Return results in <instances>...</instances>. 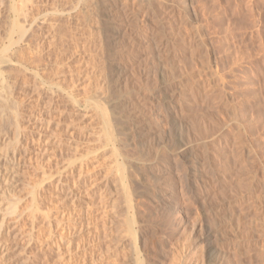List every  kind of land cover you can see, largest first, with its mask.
<instances>
[{
    "label": "rangeland",
    "instance_id": "obj_1",
    "mask_svg": "<svg viewBox=\"0 0 264 264\" xmlns=\"http://www.w3.org/2000/svg\"><path fill=\"white\" fill-rule=\"evenodd\" d=\"M1 1L0 264H264V0Z\"/></svg>",
    "mask_w": 264,
    "mask_h": 264
},
{
    "label": "bare ground",
    "instance_id": "obj_2",
    "mask_svg": "<svg viewBox=\"0 0 264 264\" xmlns=\"http://www.w3.org/2000/svg\"><path fill=\"white\" fill-rule=\"evenodd\" d=\"M8 1V4L10 3V5H9V7L11 6V12H13V15L12 16H10V18L12 19V23H11V30H9L10 31V33H11V41H9V42H13V43H11L12 45H14V41H13V37H12V35L14 34V33H19L20 35H19V39L20 40H24V39H26V37L28 36H26L25 37V33H26V30L27 29H25V26H24V24H28V30L29 29H31V28H33L32 27V25L36 22V21H38V18L39 17H41L42 15H46L47 13H48V9H47V13H46V11H44L43 9H41L39 6H37L36 4H33L34 2H33V0H2L1 2L2 3H5V2H7ZM54 1V0H53ZM40 2V1H39ZM148 2V1H147ZM1 3V4H2ZM6 4V3H5ZM54 5V4H53ZM39 7V8H38ZM51 7V6H50ZM58 8V7H57ZM57 8H56V6H54V8H52L50 11H57ZM3 10V9H2ZM114 10V9H113ZM0 11H1V9H0ZM6 10H3V11H1L0 13H4ZM118 11V10H117ZM9 15H11L10 13H9ZM3 17V16H2ZM1 17V18H2ZM14 17V18H13ZM49 17V16H48ZM121 17V16H120ZM51 18V17H50ZM128 18V17H127ZM134 22V21H133ZM37 23V22H36ZM45 23V22H44ZM121 24V23H120ZM10 25V24H9ZM44 25V24H43ZM48 25V24H47ZM169 25V24H168ZM120 26V25H119ZM35 28V27H34ZM170 28H171V26H170ZM10 29V28H9ZM13 33V34H12ZM10 35V34H9ZM14 36V35H13ZM21 36V37H20ZM172 36V35H171ZM25 37V38H24ZM29 37V36H28ZM30 38H31V36H30ZM33 38V37H32ZM18 39V40H19ZM27 39H29V38H27ZM18 40H16L17 42H18ZM19 40V41H20ZM22 40V41H23ZM172 40V39H171ZM33 42V41H32ZM43 42V41H42ZM159 42V41H158ZM174 42V41H173ZM31 44V43H30ZM33 44V43H32ZM9 46H10V44H9ZM172 46V45H171ZM19 48V47H18ZM17 48V49H18ZM21 48V47H20ZM23 48V47H22ZM6 49V48H5ZM9 49V48H8ZM35 49V48H34ZM28 50V49H27ZM31 51V50H30ZM38 51V50H37ZM115 51V50H114ZM27 51H24V48L23 49H20L19 51H15L14 52V56H16V54H20V55H18L17 56V62L19 63V64H23L24 65V62L25 61H28L30 58H32V56L33 57H35L36 58V56L37 55H35V53H32L33 52V50H32V52H29V53H26ZM42 52V51H41ZM7 53V52H6ZM16 53V54H15ZM40 53V52H39ZM10 54V56H11V53H9ZM27 54H28V56H27ZM4 56V58H2V60H0V61H3V59H7V58H5V54H3ZM9 56V55H8ZM7 56V57H8ZM12 57V56H11ZM15 58V57H14ZM34 58V59H35ZM39 58H41V57H39ZM8 59L10 60L11 58H9L8 57ZM8 60V61H9ZM12 60V59H11ZM7 61V60H6ZM13 61V60H12ZM38 60H36V62H37ZM40 62H41V60H40ZM39 62V63H40ZM3 63V62H2ZM15 63V62H14ZM30 63H33V62H30ZM4 64H5V60H4ZM28 64V63H27ZM37 64V63H36ZM17 65V64H16ZM38 65V64H37ZM2 68V67H1ZM9 68V67H8ZM5 69V68H4ZM13 69H15V68H13ZM19 69V68H18ZM3 70V69H2ZM2 70L0 69V73L2 72ZM16 70V69H15ZM5 72V71H4ZM4 72H2V73H4ZM2 73L0 74L1 75V77H2ZM114 73V72H113ZM5 74V73H4ZM8 76V75H7ZM3 78V77H2ZM3 80V82L5 81L4 80V78L2 79ZM1 80V81H2ZM2 83V82H1ZM4 85V84H3ZM5 85H7L8 86V84L6 83ZM11 85V84H10ZM7 86H3V89H5V90H3V93H5V94H1V97L2 98H0V102L2 101V104H1V109H2V111L1 112H3V117H4V119H5V124H11V119L13 120L12 122H15V125H13V127L15 126V129H17V132L19 133V125L17 124V120L19 119H16L17 117V115H18V113H17V110H16V107H15V104L13 103V101H12V99L10 100L9 99V97L6 95V93L8 92L7 90ZM12 86V85H11ZM10 86V87H11ZM2 87V86H1ZM9 88V87H8ZM12 88V87H11ZM9 91H12V90H9ZM15 102V101H14ZM19 103V102H18ZM17 105V104H16ZM18 106V105H17ZM107 111V110H106ZM106 114V113H105ZM107 115V114H106ZM19 116V115H18ZM2 117V118H3ZM20 117V116H19ZM107 120V119H106ZM109 120V119H108ZM107 123V122H106ZM20 124V123H19ZM1 125V124H0ZM6 126V125H5ZM10 126H12V125H10ZM3 127V126H2ZM4 129V128H3ZM2 133V129H0V134ZM18 135V134H17ZM10 171H13V169L10 167ZM7 175H9V172H7ZM12 175V174H11ZM0 179H1V176H0ZM11 206H12V204H11ZM8 211H9V209H8ZM15 211H16V207L13 205L11 208H10V212L13 214V213H15ZM4 224V219L3 220H1L0 219V233H1V230H2V228H3V225Z\"/></svg>",
    "mask_w": 264,
    "mask_h": 264
}]
</instances>
